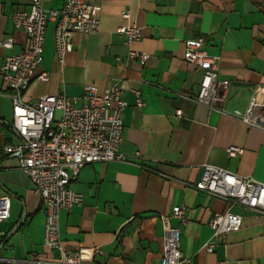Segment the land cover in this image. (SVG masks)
I'll list each match as a JSON object with an SVG mask.
<instances>
[{"label":"crops","instance_id":"crops-1","mask_svg":"<svg viewBox=\"0 0 264 264\" xmlns=\"http://www.w3.org/2000/svg\"><path fill=\"white\" fill-rule=\"evenodd\" d=\"M31 0H0V46L4 57L19 52L26 40L14 28L10 13L29 8ZM63 0H43L45 9ZM100 20L94 33H75L62 64L53 52V23L45 26L42 61L22 93V102L45 94L76 98L85 85L98 93L122 85L127 102L122 114L123 161L85 164L70 187L81 202L58 213L62 246L77 251L84 264H161L167 226H179L174 206H183L180 250L192 264H264V216L197 190L203 164H212L264 183V129L244 121L258 87L264 86V0H90ZM129 13V19L121 13ZM132 22L140 28L141 62L126 58L127 46L116 29ZM202 38V49L217 58L220 80H227L225 99L217 109L194 102L203 70L184 60V42ZM133 90H138L137 106ZM9 87L0 79V196L10 199L9 216L0 221L6 235L0 264L56 262L58 250L43 245L44 213L39 195L17 168L4 146L18 144L12 127ZM180 111V115L176 111ZM241 152L228 156L226 148ZM138 153V155H135ZM242 216L225 242L206 252L208 222L227 209Z\"/></svg>","mask_w":264,"mask_h":264},{"label":"built area","instance_id":"built-area-1","mask_svg":"<svg viewBox=\"0 0 264 264\" xmlns=\"http://www.w3.org/2000/svg\"><path fill=\"white\" fill-rule=\"evenodd\" d=\"M121 16L129 19L126 11ZM10 17L14 28L23 30L26 40L19 52L5 56L0 65V79L9 87L12 127L20 137L18 144L5 145L4 151L16 157L17 168L29 179L40 197L44 213L43 245L60 253L56 262L38 264H84L77 251L63 248L58 213L81 202V194L73 190L70 183L85 164L126 159L119 151L122 114L128 105L121 97L123 87L114 83L99 94L95 85H85L80 104L76 103V98L63 93L45 94L33 102H22V93L33 78L48 79L46 72L35 74L42 61L47 23H53V52L56 61L62 64L65 54L71 50L72 36L96 32L100 20L94 15L90 0H63L57 9H45L43 0H31L28 9L12 11ZM116 32L123 35L128 60L144 62L148 59L147 53L133 48L140 35L136 24L128 22ZM202 43V38L184 42V60L203 70L192 100L210 110L217 109L225 99L228 81L218 78L217 58L209 56L202 49ZM0 46L11 48L13 39L6 37L0 40ZM133 94L136 105L141 106L143 103L138 90H133ZM56 110L61 111L58 121L54 120ZM176 114L180 115V111L177 110ZM243 119L251 126L264 129V86L255 90ZM226 152L228 156H235L241 148L229 146ZM193 187L223 199L229 207L239 205L264 216V183L253 178L203 164L200 178ZM9 208V196H0V221L8 218ZM171 214L180 225L165 228L161 264H192L191 258L180 250V226L186 221L184 207L174 206ZM241 222L242 216L229 208L222 213H214L208 222L212 233L203 249L212 252L216 244L225 242L229 232L240 227ZM5 235L0 231V243Z\"/></svg>","mask_w":264,"mask_h":264},{"label":"water","instance_id":"water-1","mask_svg":"<svg viewBox=\"0 0 264 264\" xmlns=\"http://www.w3.org/2000/svg\"><path fill=\"white\" fill-rule=\"evenodd\" d=\"M60 115H61V111L60 110H56L55 114H54V120L58 121L60 119Z\"/></svg>","mask_w":264,"mask_h":264}]
</instances>
